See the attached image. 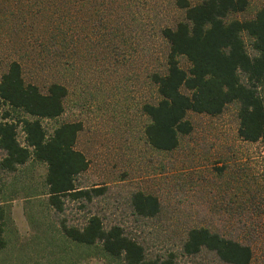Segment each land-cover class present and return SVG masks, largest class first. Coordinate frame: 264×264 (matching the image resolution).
<instances>
[{
	"label": "rangeland",
	"instance_id": "374dc122",
	"mask_svg": "<svg viewBox=\"0 0 264 264\" xmlns=\"http://www.w3.org/2000/svg\"><path fill=\"white\" fill-rule=\"evenodd\" d=\"M263 3L248 0L239 15L251 16ZM179 17L173 0H0V74L15 59L26 81L43 89L59 80L68 88L62 113L41 123L50 131L60 121H80L75 147L88 164L76 181L105 187L83 207L65 198L68 221L97 212L148 255L172 251L184 264H224L204 250L180 253L184 229L208 224L247 243L248 264H264V144L239 138L236 103L216 115L189 111L192 129L168 151L152 148L143 133L141 104L155 97L148 74L162 67L166 47L159 27ZM179 64L188 63L179 57ZM260 92L264 97V82ZM16 137L23 143L19 126ZM44 173L45 165L32 161L0 170L6 238L0 264H57ZM135 189L156 195L155 216L132 212L128 197ZM79 264L105 260L89 255Z\"/></svg>",
	"mask_w": 264,
	"mask_h": 264
},
{
	"label": "trees",
	"instance_id": "16d2710c",
	"mask_svg": "<svg viewBox=\"0 0 264 264\" xmlns=\"http://www.w3.org/2000/svg\"><path fill=\"white\" fill-rule=\"evenodd\" d=\"M180 17L159 27L166 47L160 69L151 70L153 101L141 110L147 143L154 149L175 148L181 135L192 129L187 113L216 115L228 103H236L237 135L264 144V3L251 16H240L248 0H173ZM179 57L188 63L179 64ZM68 88L52 80L44 88L26 81L20 63L12 59L0 74V170L13 171L27 161L45 165L46 204L57 224V264H79L87 256H100L105 264H184L175 252L148 255L145 247L118 223L105 225L97 212L86 211L82 221H68L65 198L83 207L103 194L104 185H80L76 176L88 160L75 147L78 120L56 123L47 131L43 118L63 111ZM17 126L23 143L16 137ZM129 204L138 217L150 218L160 209L156 195L135 189ZM6 244L3 211L0 208V248ZM180 253L194 255L204 250L224 264H248L247 243L208 224L184 229Z\"/></svg>",
	"mask_w": 264,
	"mask_h": 264
}]
</instances>
